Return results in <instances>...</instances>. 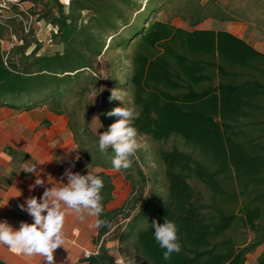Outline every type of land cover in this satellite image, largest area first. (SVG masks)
Segmentation results:
<instances>
[{"label":"trees","instance_id":"1","mask_svg":"<svg viewBox=\"0 0 264 264\" xmlns=\"http://www.w3.org/2000/svg\"><path fill=\"white\" fill-rule=\"evenodd\" d=\"M15 1L30 5L26 10L30 17L38 21L46 19L56 29L55 38L62 50L49 55L21 51L16 58H8L0 50V105L25 109L48 106L55 113L66 115L80 154L86 157L81 153L82 145L77 137L80 134L98 141L87 125L92 104L89 94L100 90L99 77L92 74L98 59L113 46L126 49L130 39H144L154 27L151 18L167 4L180 0H145L144 6L136 11H133L135 0H69L66 7L59 0ZM131 12H137L135 18L141 13L142 17L138 25L124 32L131 25ZM17 14L24 15L17 11L0 23V40L12 23L21 22L14 16ZM203 19L199 13L191 23L196 25ZM238 43L244 52L241 61L229 58L225 52L205 50L190 52L197 57L193 61L186 58L209 71L206 80L194 83L200 87L202 103L191 114L194 122L187 133L196 143L194 149L207 162L208 182L215 186L216 192L210 202L204 203L185 186L173 182L169 201L156 211L155 221L163 224L167 218L176 223L182 245L179 253L165 260L164 249L155 241L152 226L139 229L152 215L154 198H149L130 216L146 185L142 172L140 193L134 184L130 198L111 215L106 204L112 198L113 186L109 178L100 176L104 181L101 193L104 211L99 219L108 220L111 227L100 228L99 239L114 229L118 216L128 219L120 232L118 251L124 253L129 249L126 254L129 264L131 261L134 264H245V256L264 244V157L258 156L255 165L245 168L241 160L227 154L231 149L248 151L253 146L264 150V54ZM69 94L76 96L72 110L65 102ZM214 148L221 155H214ZM92 165L109 166L101 162ZM247 232L253 234L252 239ZM91 264L116 263L102 244ZM256 264H264V250Z\"/></svg>","mask_w":264,"mask_h":264},{"label":"rangeland","instance_id":"2","mask_svg":"<svg viewBox=\"0 0 264 264\" xmlns=\"http://www.w3.org/2000/svg\"><path fill=\"white\" fill-rule=\"evenodd\" d=\"M59 1L67 6L68 0ZM144 4L145 0H135L133 11ZM29 6L15 5L13 0H0V23L17 11L29 18L26 12ZM198 12L204 19L193 25L191 22L196 20ZM136 13L131 12V25L124 32L132 29L136 23L138 25L142 13L135 18ZM151 21L155 22L154 27L144 39H130L126 49L113 46L98 59L92 74L99 77L100 90L89 94L92 104L88 109L87 125L97 138L118 119L108 113L115 107H123L121 101L110 99L113 89L125 91V103L134 105L139 111L135 127L143 146L133 159L132 166L127 170H115L111 163L114 156L111 149L101 152L98 141L80 134L77 137V142L82 145L81 153L86 156L85 173L90 170L93 174L109 178L112 192L115 188L122 189L119 182H123L132 189L136 184L137 193H140L141 172L146 177L140 202L130 216L135 215L151 197L155 205L149 219L139 225L140 230L151 228L156 211L169 201L174 181L176 186L182 184L204 203L210 202L213 192H216L215 186L208 182L207 162L194 149L196 143L187 133L194 122L191 114L202 103L198 92L200 87L194 86V83L206 80L209 71L187 59H197L190 52L205 50L225 52L229 58L241 61L244 52L238 42L264 54V0H180L167 4ZM56 33V29L46 19L38 21L36 17H31L29 32H25L23 22H14L4 32L0 50L8 58L18 57L21 51L27 54H53L62 50V45L55 38ZM75 100L74 94L66 96L69 110L75 108ZM205 109L208 112L207 107ZM93 117L99 118L101 128L98 120L92 121ZM216 121L219 122L218 117ZM213 153L221 155L215 148ZM227 154L241 160L246 168L255 165L258 156L263 158L264 150L253 146L248 151L231 149ZM96 162L109 166H93ZM118 209L107 212L111 215ZM127 223L128 219L117 217L114 223L116 237ZM247 236L253 238L251 232H247ZM263 250L264 244L253 254H247L245 264H256ZM128 252L129 249L124 253L119 252L125 264H129L126 261Z\"/></svg>","mask_w":264,"mask_h":264},{"label":"crops","instance_id":"3","mask_svg":"<svg viewBox=\"0 0 264 264\" xmlns=\"http://www.w3.org/2000/svg\"><path fill=\"white\" fill-rule=\"evenodd\" d=\"M64 114H57L48 106L29 109L0 105V221L7 220L14 228L20 222L32 223V217L19 207L30 196L41 197L44 187L35 183V173H26L25 167L37 165L41 178L47 184L67 183L66 169L85 174L84 157L73 137ZM79 156L77 160L76 157ZM74 165V166H73ZM106 211L118 209L130 198L133 189L119 182ZM96 217L81 221L70 210L65 217V244L54 253L56 264H91L97 258V250L103 244L109 255L119 256V236L111 229L99 239V229L92 227ZM93 257L85 258V252ZM0 262L3 264H44L40 256L26 257L0 244Z\"/></svg>","mask_w":264,"mask_h":264},{"label":"clouds","instance_id":"4","mask_svg":"<svg viewBox=\"0 0 264 264\" xmlns=\"http://www.w3.org/2000/svg\"><path fill=\"white\" fill-rule=\"evenodd\" d=\"M126 95L125 91L112 90L110 99L121 101L123 107H115L108 113L109 116H115L118 119L108 127L107 131L98 134L99 150L101 152L112 150L114 156L111 163L117 171L129 169L139 149L143 146L139 131L135 127V121L139 118L140 113L134 105L125 103ZM94 120L99 121V118L93 117L92 121ZM99 124L101 128L100 121ZM76 159H79L78 155ZM37 165L25 167L23 171L35 173L36 179L32 188L44 187L43 195L41 197L30 196L19 205L22 211L32 217L33 222L22 221L17 229L7 220L0 221V244L29 258L40 256L43 258L44 264H56L54 253L58 248L64 247L65 217L69 210L76 214L81 221L88 217H96L97 219L92 225L96 229L111 227L108 220L99 219L104 211L101 194L104 181L90 170L85 175L79 172L74 173L69 168L64 174L67 183L61 181L51 184L49 181L51 176H49L47 184L51 187H46V182L41 178L40 171H37ZM151 225L154 229L155 241L161 249H164L163 258L165 260L182 250L178 227L174 221L165 218L163 224L153 221ZM131 264L134 262L131 261Z\"/></svg>","mask_w":264,"mask_h":264},{"label":"built area","instance_id":"5","mask_svg":"<svg viewBox=\"0 0 264 264\" xmlns=\"http://www.w3.org/2000/svg\"><path fill=\"white\" fill-rule=\"evenodd\" d=\"M15 4H17V2L15 0H13ZM69 3V0L67 1V5ZM15 17H17V19L21 22L24 23V30L25 32H29V29H30V23H31V17L29 16V18H25L24 15H20V14H17V15H14ZM30 20V21H29ZM99 253V249L97 250V255ZM93 257V253L89 252V251H86L85 252V258L89 259ZM114 262L116 264H125L123 259L120 257V256H117L115 259H114Z\"/></svg>","mask_w":264,"mask_h":264}]
</instances>
